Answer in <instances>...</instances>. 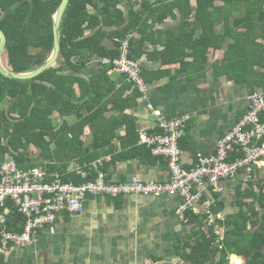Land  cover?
<instances>
[{
    "label": "trees",
    "instance_id": "obj_1",
    "mask_svg": "<svg viewBox=\"0 0 264 264\" xmlns=\"http://www.w3.org/2000/svg\"><path fill=\"white\" fill-rule=\"evenodd\" d=\"M62 1L0 0V29L7 37L3 62L7 69L26 73L49 59L54 47V15ZM190 1L71 0L62 20L57 63L31 80L10 79L0 73V161L12 154L19 168L27 170L39 160V166L48 174H59L66 183L81 184L96 180L98 171L111 179V169L120 161L152 157L150 149L140 144L136 121L127 113L143 93L128 81L127 75L115 74L119 79L113 80L102 60L118 58L119 41L128 39L130 59L138 62L143 53L134 36L145 34L151 20L163 23L176 11L188 21L182 25L181 34L191 25L192 34L202 29L197 45L204 46L205 59L214 47L215 16H231L225 5L242 0H196L195 8ZM218 1L225 5L218 8ZM252 14L250 10L247 16ZM190 19L194 21L190 23ZM107 41L114 44L112 48ZM163 59L167 63L165 56ZM94 60L99 65L96 73L84 77ZM71 116L76 120L66 119ZM122 128L125 134L120 136ZM87 130L92 135L91 146L86 143ZM235 157L238 154L232 159ZM72 163H77L78 169H70ZM252 178L245 191L238 190L239 213L224 223L218 222L227 229L222 243H217L214 228L204 231V218L188 212L194 233L183 246V250H189L183 254L185 260L192 264H229L230 257L236 255L245 264H264V179L255 178V174ZM24 222L23 215L11 205L6 230L20 233ZM5 255L0 253V264H7Z\"/></svg>",
    "mask_w": 264,
    "mask_h": 264
},
{
    "label": "crops",
    "instance_id": "obj_2",
    "mask_svg": "<svg viewBox=\"0 0 264 264\" xmlns=\"http://www.w3.org/2000/svg\"><path fill=\"white\" fill-rule=\"evenodd\" d=\"M196 4V0L190 1L191 7ZM224 5L216 2L218 8ZM225 9L231 16H215L214 47L206 53V60L204 46L197 45L202 29L192 34L191 25L181 34L182 25L188 21L179 11L163 23L154 24L151 20L145 34L134 36L143 53L138 63L149 82L146 92L127 113L136 121L139 135L160 132L155 111L171 119L190 115L180 141L188 168L198 153H216L220 139L248 112L250 97L264 93V0H242L225 5ZM250 10L253 14L247 16ZM106 44L110 48L114 45L111 41ZM98 66L97 60L89 64L86 78L94 75ZM112 79L116 81L119 76ZM55 116L59 119L58 114ZM66 119L76 120L74 116ZM124 134L125 128L120 129L119 135ZM86 141L91 146L90 130ZM118 144L117 140L115 145ZM39 165V161L35 163L36 167ZM78 167L72 163L70 169ZM261 170L264 160L254 167L252 177L255 174V178H260ZM110 177L116 182H166L170 170L166 159L144 155L120 161L112 167ZM252 177L241 171L232 179L222 180L218 189L198 187L202 199L192 212L203 219L206 211H212L222 223L234 218L240 211L238 190L245 191ZM183 204L181 197L167 195L90 196L80 214L63 213L53 226L36 233L31 246L10 249L5 255L6 263L192 264L185 260L183 254L189 250H183V246L192 239L194 225L188 212L180 213ZM221 229L224 233L227 230ZM233 256L236 255L230 258ZM236 257L238 264H243Z\"/></svg>",
    "mask_w": 264,
    "mask_h": 264
},
{
    "label": "built area",
    "instance_id": "obj_3",
    "mask_svg": "<svg viewBox=\"0 0 264 264\" xmlns=\"http://www.w3.org/2000/svg\"><path fill=\"white\" fill-rule=\"evenodd\" d=\"M120 56L114 60L103 59L102 64L108 67V74L127 75L142 93L147 85L142 76L140 64L130 59V42L119 41ZM158 118L159 133L140 134V144L146 145L155 157L167 160L170 178L166 182L131 180L116 182L108 178L103 171H98L94 181L81 184L64 182L59 174H48L41 167L21 169L15 157L7 154L0 162V253L7 254L12 248L31 246L36 233L53 226L63 213L80 214L90 196L105 195L181 197L184 204L180 213L185 215L195 211L202 199L198 187L211 186L218 189L222 180L232 179L241 171L251 177L253 169L264 160V93L250 97V108L233 129L218 142L216 153L205 155L198 153L192 167L183 162L180 141L185 136L186 125L190 115L167 118L160 111H155ZM234 154L238 157L232 159ZM100 164L101 161H98ZM86 177L87 173H82ZM14 205L25 218L20 233L6 230L7 218ZM214 228L217 243L224 240L218 218L212 211H206L204 231Z\"/></svg>",
    "mask_w": 264,
    "mask_h": 264
},
{
    "label": "water",
    "instance_id": "obj_4",
    "mask_svg": "<svg viewBox=\"0 0 264 264\" xmlns=\"http://www.w3.org/2000/svg\"><path fill=\"white\" fill-rule=\"evenodd\" d=\"M71 0H63L54 15V22H53V34H54V47L51 56L49 59L39 68L26 72V73H16L6 68L3 62V56L7 45V37L6 34L0 29V73L10 79L15 80H31L42 73L46 72L48 69L53 67L61 54V25L63 17L66 13V10L70 4ZM24 1H21L18 5H21ZM84 76V75H83ZM86 77V76H84Z\"/></svg>",
    "mask_w": 264,
    "mask_h": 264
},
{
    "label": "rangeland",
    "instance_id": "obj_5",
    "mask_svg": "<svg viewBox=\"0 0 264 264\" xmlns=\"http://www.w3.org/2000/svg\"><path fill=\"white\" fill-rule=\"evenodd\" d=\"M113 77L115 78L116 77V75H113ZM35 159H37V158H35ZM39 161V160H38ZM37 161V162H38ZM262 172L260 173V175H258V177H260L261 179H264V170H261ZM229 264H232V259L230 258V260H229ZM243 264H245V260H243Z\"/></svg>",
    "mask_w": 264,
    "mask_h": 264
},
{
    "label": "bare ground",
    "instance_id": "obj_6",
    "mask_svg": "<svg viewBox=\"0 0 264 264\" xmlns=\"http://www.w3.org/2000/svg\"><path fill=\"white\" fill-rule=\"evenodd\" d=\"M232 264H238V258L236 256L232 257Z\"/></svg>",
    "mask_w": 264,
    "mask_h": 264
}]
</instances>
